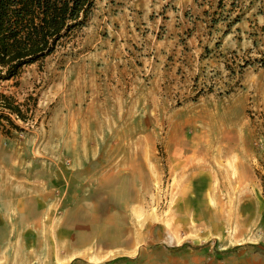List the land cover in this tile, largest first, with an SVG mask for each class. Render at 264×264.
Masks as SVG:
<instances>
[{
	"label": "rangeland",
	"instance_id": "374dc122",
	"mask_svg": "<svg viewBox=\"0 0 264 264\" xmlns=\"http://www.w3.org/2000/svg\"><path fill=\"white\" fill-rule=\"evenodd\" d=\"M232 1L193 2L175 34V5L154 0L158 27L133 41L120 13L137 8L95 0L4 83L30 106L22 130L0 125V264H176L186 245L262 237L264 5Z\"/></svg>",
	"mask_w": 264,
	"mask_h": 264
},
{
	"label": "trees",
	"instance_id": "16d2710c",
	"mask_svg": "<svg viewBox=\"0 0 264 264\" xmlns=\"http://www.w3.org/2000/svg\"><path fill=\"white\" fill-rule=\"evenodd\" d=\"M223 1L218 0V7ZM253 1L264 5V0ZM94 6L95 0H0V125L5 134L22 130L15 121L27 122L30 105L4 89V83L17 86L24 68L41 64L81 30ZM236 7L245 14L242 6ZM258 12L264 14L263 7ZM239 18L237 14L234 20Z\"/></svg>",
	"mask_w": 264,
	"mask_h": 264
},
{
	"label": "crops",
	"instance_id": "0c3cea01",
	"mask_svg": "<svg viewBox=\"0 0 264 264\" xmlns=\"http://www.w3.org/2000/svg\"><path fill=\"white\" fill-rule=\"evenodd\" d=\"M133 4L131 9L121 12L122 16L120 23L121 29H126L125 34L127 38H132L133 41L139 38L150 37L153 30H155L161 19L160 15L156 16L154 7V0H128ZM171 4L175 5V9L164 14L166 17V25L175 34L184 25L182 20V12L192 6V3H197V0H171ZM126 9V8H125ZM137 13V14H136ZM140 28H146L142 32ZM169 32V31H168ZM145 33V34H143ZM144 36V37H143ZM215 244L206 241L204 244L198 246H184L181 248L182 254L178 257L176 264H264V232L260 239L253 241H246L243 243ZM165 253V247L156 249ZM164 257L163 261H148L146 264H174L172 263L171 254ZM109 264H119L117 262ZM120 264H137V263H120ZM141 264V263H138ZM143 264V263H142Z\"/></svg>",
	"mask_w": 264,
	"mask_h": 264
},
{
	"label": "bare ground",
	"instance_id": "6f19581e",
	"mask_svg": "<svg viewBox=\"0 0 264 264\" xmlns=\"http://www.w3.org/2000/svg\"><path fill=\"white\" fill-rule=\"evenodd\" d=\"M195 212H196V210H195ZM209 213H210L211 216H208V215L205 216V218H206L208 221H210V219L213 220V218H214V214H212V212H209Z\"/></svg>",
	"mask_w": 264,
	"mask_h": 264
}]
</instances>
